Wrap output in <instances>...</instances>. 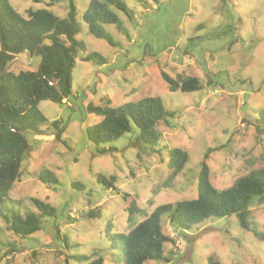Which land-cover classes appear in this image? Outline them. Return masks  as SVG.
Returning <instances> with one entry per match:
<instances>
[{
	"label": "rangeland",
	"instance_id": "obj_1",
	"mask_svg": "<svg viewBox=\"0 0 264 264\" xmlns=\"http://www.w3.org/2000/svg\"><path fill=\"white\" fill-rule=\"evenodd\" d=\"M9 1L24 16L28 8L41 7L63 14L61 2ZM74 1L80 24L76 37L86 51L76 55L71 94L61 104L39 103L47 123L39 133L26 134L29 149L21 176L1 205L3 214L36 212L30 200L36 197L53 205L55 216L43 218L39 231L20 237L0 215V264H63L65 258L70 264H88L97 257L111 264L107 237L128 232L143 219V212L156 205L196 197L203 160L218 189L251 168L264 167V119L259 114L264 108V0H123L131 16L112 7L118 23L103 25L114 45L88 32L81 15L89 0ZM91 51L106 63L81 59ZM38 61L19 54L9 69H35ZM162 73L173 79L179 74L196 75L202 88L170 90ZM104 96L113 107L158 96L173 117L156 125V144L138 139L133 125L118 139L96 146L86 130L99 117L88 114L86 106L100 104ZM55 120L63 128L59 138L51 125ZM102 146L114 149L100 154L97 149ZM169 148H184L188 161L168 187L152 192L167 174ZM43 169L52 170L58 183L38 180ZM97 174L115 175L116 189H105ZM124 193L142 208L132 222ZM97 210L98 217L83 218ZM249 211V229L241 228L235 215L211 217L180 229L164 214L162 232L172 239L164 243L169 260L145 263L204 264L214 252L222 264H252L250 255L264 264V204L253 200Z\"/></svg>",
	"mask_w": 264,
	"mask_h": 264
},
{
	"label": "trees",
	"instance_id": "obj_2",
	"mask_svg": "<svg viewBox=\"0 0 264 264\" xmlns=\"http://www.w3.org/2000/svg\"><path fill=\"white\" fill-rule=\"evenodd\" d=\"M38 1V0H35ZM225 3L227 0H220ZM51 3H63V14L57 15L50 8H28L26 16L18 12L9 0H0V215L8 223V228L20 237H28L41 229L42 219L55 216V207L50 203L32 197L31 203L36 212L19 211L10 215L3 214L2 203L8 198V193L21 176L22 164L29 144L27 133H39L40 127L47 123V118L38 108L43 100L63 103L71 94L72 69L79 52H85V44L77 39L80 24L76 18L77 9L74 0H50ZM50 4V3H49ZM112 7L130 15V10L123 0H89L82 13V20L87 30L96 38L104 39L114 45L112 37L104 31L103 25L118 23V17ZM26 53L30 58L38 57L35 69H21L13 72L9 69L14 58ZM84 61L100 64L106 59L97 52H87L81 56ZM170 90L185 92L202 88L200 78L196 75L179 74L175 79L162 73ZM88 114H95L99 120L86 130L87 138L96 146L118 139L138 128L137 138L145 143L156 144L158 132L156 125L173 117L160 97L145 96L134 102H126L111 106L106 96L100 98V104L89 103L86 106ZM260 118L264 119V108L259 110ZM51 125L58 131L60 137L63 128L57 126V121ZM114 147H99L100 154L112 151ZM207 154H205L206 157ZM188 161V153L184 148H169L167 174L157 187L156 192L168 187ZM37 179L45 184H56L58 178L49 169H43L37 174ZM96 179L105 189H116L115 175L97 174ZM74 187L82 189L77 183ZM197 195L190 199H180L174 204L170 202L156 205L150 212H143V219L138 221L126 233L109 235L111 264H146L147 260L168 261L164 253V243L172 239L162 232L161 217L168 214V219L180 229H190L211 217H228L235 215L243 229L250 228L249 206L253 200L264 204V167H254L233 179L225 188H216L210 180L209 166L203 160L197 172ZM128 201L126 207L128 221L142 213V208L128 193L123 194ZM152 204V196L148 199ZM99 210L89 211L83 218L98 217ZM107 228L112 227L110 220ZM58 234L59 229L55 227ZM262 235L261 232H259ZM64 243L65 235L61 236ZM73 257V256H68ZM67 257V258H68ZM84 260L88 256L81 257ZM252 264H263L250 255ZM63 264H70L64 259ZM88 264H103V259L97 257ZM204 264H222L219 256L211 252L205 257Z\"/></svg>",
	"mask_w": 264,
	"mask_h": 264
}]
</instances>
